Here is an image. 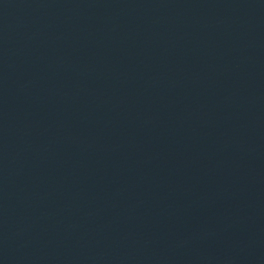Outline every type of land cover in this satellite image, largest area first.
<instances>
[{
	"label": "water",
	"instance_id": "95a60500",
	"mask_svg": "<svg viewBox=\"0 0 264 264\" xmlns=\"http://www.w3.org/2000/svg\"><path fill=\"white\" fill-rule=\"evenodd\" d=\"M0 264H264V0H0Z\"/></svg>",
	"mask_w": 264,
	"mask_h": 264
}]
</instances>
